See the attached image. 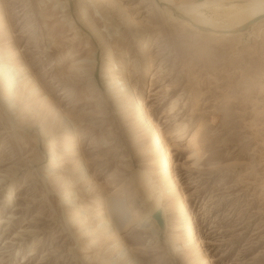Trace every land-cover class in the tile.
Instances as JSON below:
<instances>
[{"label":"rangeland","instance_id":"obj_1","mask_svg":"<svg viewBox=\"0 0 264 264\" xmlns=\"http://www.w3.org/2000/svg\"><path fill=\"white\" fill-rule=\"evenodd\" d=\"M262 19L223 36L154 0H0V61L26 75L15 93L0 81V264H264ZM124 81L166 142L196 248L167 199L147 217L156 166ZM115 193L131 215L112 231Z\"/></svg>","mask_w":264,"mask_h":264},{"label":"bare ground","instance_id":"obj_2","mask_svg":"<svg viewBox=\"0 0 264 264\" xmlns=\"http://www.w3.org/2000/svg\"><path fill=\"white\" fill-rule=\"evenodd\" d=\"M154 4L170 19L179 21L197 32H206L212 35L219 34L224 36L230 35L231 33L232 35L237 34L239 32L237 30L238 28L258 16L264 15V0H190L189 2L154 0ZM204 9L211 11L214 18L212 17L209 19L206 17L202 12ZM215 18H217L218 21ZM219 19L221 20L219 21ZM259 21L252 23L251 25L258 23ZM23 74L24 69L21 67H11L7 62V57L6 61H0V81H2V85L6 89L7 93L13 92L14 77L15 79L18 77L22 78V76L25 75ZM113 84H117V80ZM120 87L122 88V90H120L122 95H128L127 97L129 98V101L133 102L135 106L134 108L140 116V121L146 126L148 133L150 134L149 150L151 151V160L156 166V170L140 174V177L142 178L145 176V179L143 178V183L147 188V199L151 198L147 217H150L153 214L155 215L156 213H164L163 203L164 200L167 199L170 202L169 205L174 209V211L180 213L182 217V227L180 226L182 228V236L179 238H181L183 246L196 248L198 247V241L195 238V233L193 232V228L190 223L188 213L189 210L183 201L184 196L182 198V194L180 192L181 190H179V185H177L178 179L175 177L173 169H171L172 159L166 142L157 126L150 120L143 103L140 100H137L133 95L129 83L124 81L115 86V88ZM34 91L35 90L33 88L30 90V92ZM10 102L11 101H9V103ZM187 129L188 127L185 124L177 125L176 139L181 140L188 137L186 144L192 152L191 155L198 156L200 150L198 139L200 130L196 127L192 134L188 136V134H186ZM68 131L73 132L72 129H68ZM50 157L51 162L49 169H52L58 163V159L53 155H50ZM150 175H154V178L157 179V183L153 185L148 183L149 180H152V178H149ZM67 195L68 193L66 196ZM124 202L125 200L120 193L112 194V196L110 195V197L106 199L104 205V210L107 212V216L105 215L107 219H105L100 225L104 227L107 224H110L112 231H117L122 228L127 221L128 214L131 213ZM200 260L202 262H206L204 256H202Z\"/></svg>","mask_w":264,"mask_h":264},{"label":"water","instance_id":"obj_3","mask_svg":"<svg viewBox=\"0 0 264 264\" xmlns=\"http://www.w3.org/2000/svg\"><path fill=\"white\" fill-rule=\"evenodd\" d=\"M264 17V15H261V16H258L257 18L247 22L246 24H244L243 26H241L240 28H238L237 30H242L244 28H246L247 26L251 25L252 23H255L257 21H259L260 19H262ZM155 218L157 219L158 222H161V218H160V214L159 213H156L155 214Z\"/></svg>","mask_w":264,"mask_h":264}]
</instances>
